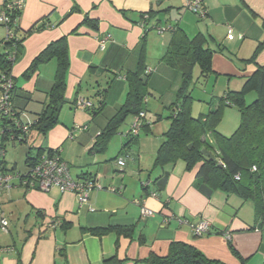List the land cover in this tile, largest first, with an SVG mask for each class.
<instances>
[{
  "label": "crops",
  "instance_id": "crops-1",
  "mask_svg": "<svg viewBox=\"0 0 264 264\" xmlns=\"http://www.w3.org/2000/svg\"><path fill=\"white\" fill-rule=\"evenodd\" d=\"M192 1L195 0H24L18 33L28 32L40 21H45L48 27L29 33L23 42L22 54L12 69L18 87L14 104L30 117L41 111L53 80L40 75L41 66L28 80L22 75L49 43L65 37L69 61L65 74V103L73 105L81 98L94 109L99 105L97 93L102 92L105 104L98 115H89L95 123L90 135L87 129L75 137L74 126L69 129L59 121L41 146L60 150L68 139H76L79 154L74 158L62 154L59 157L68 164L73 179L91 178L100 188L89 190L84 202L76 194L61 193L57 188L45 193L28 190L15 175L25 172L27 149H19V162L14 165L5 155L3 166L14 176L8 188L0 191V213L6 217L3 209L8 204L12 217L21 218L23 214L25 221L32 217L36 224L26 231L29 241H25L29 247L19 248L8 228L4 249L0 246V264H102L112 257L114 259L105 264H142L140 261L150 254L165 256L171 242L188 244L206 258L223 264H264V219L261 223L256 219L251 202L196 184V170H186L181 160L162 169L153 168L168 127L150 143V148L142 146L148 142L147 137L139 140L141 129L151 132L152 128L147 119L148 98L156 97L167 112L175 101L173 93L168 100L164 99L158 87L160 78L156 75L173 76L177 87L180 85V74L160 62L170 33L167 37L158 34L178 25L190 36L193 13L186 7ZM201 7L205 15L195 18L207 25L206 30L199 29L196 34L211 37L213 49L217 44L224 45L216 42L214 34L207 29L209 25H226L229 35L233 34V28L238 32L252 29L250 40L256 46L264 40V0H201ZM145 14H149V19L142 27L140 22ZM86 18L92 24H85ZM107 37L104 49L100 50L99 42ZM140 63L142 73H149L142 128L124 148L125 133L135 117L129 115L124 120L130 118L128 130L118 135L122 138L117 155L114 158V154L107 155L111 138L104 152H94L92 146L99 133L124 103L122 97L128 91L125 75L136 71ZM256 64H264V49L256 58ZM255 66L249 72L244 71L224 54V50L212 58L213 73L242 76L245 72L248 76ZM88 95L94 99H89ZM74 110L81 109L74 107ZM218 131L228 136L219 128ZM120 154L126 156L123 167L116 164ZM142 208L152 214L141 215ZM200 222L208 224V232L196 236L192 226ZM85 228L109 230L95 236ZM122 228L128 230L126 234L120 231ZM229 244L238 257L232 254ZM25 247L32 249V255L25 253Z\"/></svg>",
  "mask_w": 264,
  "mask_h": 264
},
{
  "label": "trees",
  "instance_id": "trees-1",
  "mask_svg": "<svg viewBox=\"0 0 264 264\" xmlns=\"http://www.w3.org/2000/svg\"><path fill=\"white\" fill-rule=\"evenodd\" d=\"M11 2L12 0H2L0 13L6 10ZM13 7L6 10V15L10 19L8 26L11 31L9 34L6 33L5 38L0 41L2 49L0 50V100L7 96V99L0 103V152L3 153L0 163L5 164L7 146L12 148L24 146L27 149L26 171L38 162L44 153L54 152L57 157L60 155L59 149H46L41 145L50 130L59 123V111L65 103V74L69 61L65 37L49 43L22 75L24 80H28L41 65L55 60V74L51 89L46 95V101L41 111L33 117L18 109L14 104L18 87L12 75V69L22 54L23 42L29 33L40 32L48 25L45 21H40L28 32L18 33L17 25L23 7L20 9ZM83 22L92 24L87 18ZM169 33L170 41L160 62L180 74L181 84L175 101L168 107L169 115L166 119L169 121V126L156 152L153 168L162 169L178 160L183 161L186 170H196V184L205 185L211 190H220L237 196L243 201L251 202L256 219L261 223L264 219V64H256V58L264 49V40L257 44L249 59L256 66L250 75L244 77L245 80L240 90L225 92L217 101L211 102L207 114L194 118L190 113L191 96L189 92L193 84L191 82L193 67L196 65L199 69L197 80L206 79L213 74V55L221 54L224 47L217 44L213 49L210 44L213 39L202 33L189 38L178 25L169 28ZM142 71L143 67L140 63L136 71L125 75L128 91L124 103L99 133L92 146L94 152L102 153L106 150L108 141L116 134L118 127L127 116H136L145 111L147 77L142 76ZM249 92H254L256 99L246 105L244 99ZM97 96L99 97L98 107L90 109L91 106H89L84 109L91 116L98 115L105 104L103 93H97ZM225 107H237L239 113V124L229 136L218 131ZM124 138V148H126L136 137L124 136ZM36 142H39L37 147L34 146ZM31 150H34V153ZM203 150L211 153L215 160L212 161L203 155ZM85 230L91 235L101 236L109 229L85 228ZM120 231L126 234L128 230L122 228ZM229 248L232 254L238 257L230 244ZM113 259L114 257L106 259L102 264ZM140 263L223 264L206 258L194 247L180 242H171L165 256L150 254Z\"/></svg>",
  "mask_w": 264,
  "mask_h": 264
},
{
  "label": "rangeland",
  "instance_id": "rangeland-1",
  "mask_svg": "<svg viewBox=\"0 0 264 264\" xmlns=\"http://www.w3.org/2000/svg\"><path fill=\"white\" fill-rule=\"evenodd\" d=\"M0 0V4H1ZM192 15L193 18V24H191L189 28V38L193 37L196 32H198L199 29L206 30V23L204 21H196L195 16ZM197 17V16H196ZM173 23V22H172ZM259 25H262L259 21L257 22ZM207 29L210 30L211 33L214 34V38L216 39V42L221 43L224 45V54L229 58L232 59L234 64L239 66V68L244 69V71L249 72L250 68L254 66L255 64L251 62L249 59L252 57L253 52L256 49V45L250 40L251 34L254 32L252 29H249L248 31H241L238 32L233 28V34L229 35L227 33V27L226 25H217L212 26L209 25ZM244 32V33H242ZM169 31H164L162 34L158 35H165V37L169 36ZM6 30L5 28L0 26V41H2L5 38ZM246 36V39H243V36ZM243 44L241 45V43ZM0 50L1 47H0ZM262 51L257 55L260 56ZM247 57V58H246ZM245 58V59H243ZM55 60H51L46 64L41 65L40 69V75L46 79H52L55 74ZM242 76H232V75H226L222 73H213L210 74L206 79L204 80H197V77L199 75V69L195 65L192 70V79L191 82L193 83L190 87V96H191V101H190V113L192 117L196 118L200 115H205L208 113L211 102L212 101H217L218 98L224 95L225 92L227 91H238L243 85L244 82V77L248 73H241ZM142 76H145V73H142ZM160 78L159 85L158 87L160 88V93L163 94L164 99H169L170 94H175L180 87V85L176 84V81L173 76L168 77L166 75V78H164V75L162 77V74H157L156 78ZM179 81V78H178ZM198 81V82H197ZM180 84H181V77H180ZM85 85H83V88ZM85 90V89H84ZM127 92L123 94V99L125 100ZM90 96L89 99H94L93 94L88 95ZM256 99V94L254 92H249L246 94L244 102L246 105L251 104L254 100ZM150 101V102H149ZM164 101V100H163ZM148 105L149 107L147 108V119L149 121V124H152L151 132H146L144 130H140L139 132V140L140 139H146V143H143L142 146H146L150 148V143L152 141L154 142L156 139L160 137V134L162 131H165L167 127L169 126V121L166 119L168 117L169 112H167L164 107H162L161 102L157 101V98H148ZM152 105V107H150ZM160 106V107H159ZM157 112V113H154ZM160 114V115H158ZM59 121L62 122L63 124H66L68 128L70 129L71 127L74 126V135L75 137L78 136V134H81L83 130L89 129L86 133L90 135L91 132L95 130V123L91 121V118L87 112L84 110H74V104L71 105L70 103H64L59 111ZM129 117L126 119L124 124L119 128L118 132L113 135L109 142V150H108V156L111 154H114L113 158L117 155V149L119 145V140L122 138L121 136H118L120 133L123 131H127L129 128L128 122H129ZM239 124V113L237 107H225L223 108L222 111V116L221 120L219 123V130L227 134L228 136L232 134L233 130L238 126ZM83 127V129H82ZM85 133V135H86ZM79 138V137H78ZM39 142L35 143V147H37ZM157 143V142H156ZM61 152L64 157H70L74 158L79 154V145L78 141L76 139H68L67 142L63 143L61 145ZM20 148H25L24 146H16V149H14L10 146L6 147V160L11 163L12 165L16 164L19 162V149ZM132 149V148H131ZM137 148L134 147V151ZM32 153H34V150H31ZM133 151V150H132ZM87 152V151H86ZM129 156V155H128ZM124 154H120L118 156V159H123L124 164H125V158ZM71 164V163H70ZM72 174H74V169L73 167L70 168ZM8 204L5 206V209H3L4 215L6 216L5 218L8 221V228L11 231L12 237L17 243V246L24 247H29L30 245L27 244L29 241V237L26 233V231H29L30 228L35 223V219L30 217L25 221V217L22 214V217L18 218L17 216L12 217L10 213V208H8ZM14 209V207L12 208ZM15 212V210H14ZM16 213V212H15ZM49 230V228H47ZM36 231V230H34ZM9 232V231H8ZM8 232L4 233L0 230V246L1 248L4 249V238L8 236ZM50 233H52V230H50ZM25 238V239H24ZM10 239V238H9ZM27 240V242L25 241ZM12 242V241H11ZM26 242V243H25ZM11 245V244H10ZM9 245V246H10ZM26 252H30L32 255V249L31 248H26ZM3 251V250H2ZM30 255V256H31Z\"/></svg>",
  "mask_w": 264,
  "mask_h": 264
},
{
  "label": "built area",
  "instance_id": "built-area-1",
  "mask_svg": "<svg viewBox=\"0 0 264 264\" xmlns=\"http://www.w3.org/2000/svg\"><path fill=\"white\" fill-rule=\"evenodd\" d=\"M24 5V0H12L10 4L7 5V9L22 8ZM186 9L193 14L203 17L205 15L204 9L201 7V0H195L187 4ZM6 10L0 13V24L5 28L6 33H10L9 22L10 19L6 15ZM108 40L104 38L99 42V49H104V43ZM145 74H149L148 71ZM7 99V96H4L1 101ZM74 107L76 109H86L90 106V103L84 99H76L74 101ZM144 119V112H140L134 117L130 129L125 133V136L136 137L139 130L142 128V120ZM3 153L0 152V157ZM116 164L118 167L124 166L123 159H117ZM20 178L21 184L28 190H38L41 192H49L52 188H57L61 193H74L76 194L81 202L86 201V195L89 190L100 188L95 184V181L92 180H73L69 175V169L65 162H63L60 157L56 156V153L47 154L45 153L42 158L36 162L32 167L27 168L23 174H15ZM14 175H10L4 166L0 163V191L3 188H8V182ZM238 179V177H236ZM115 191V189H111ZM152 212L145 208L141 209V215L149 216ZM0 230L4 233L8 232V221L0 213ZM193 233L196 236H201L208 232V224L206 222H200L192 226Z\"/></svg>",
  "mask_w": 264,
  "mask_h": 264
},
{
  "label": "water",
  "instance_id": "water-1",
  "mask_svg": "<svg viewBox=\"0 0 264 264\" xmlns=\"http://www.w3.org/2000/svg\"><path fill=\"white\" fill-rule=\"evenodd\" d=\"M148 19H149V14H145V15L143 16V18L141 19L140 25H141L142 27H145V25H146ZM202 154L205 155L207 158H209V159L212 160V161L215 160V159H214V156H213L211 153L206 152L205 150L202 151Z\"/></svg>",
  "mask_w": 264,
  "mask_h": 264
}]
</instances>
